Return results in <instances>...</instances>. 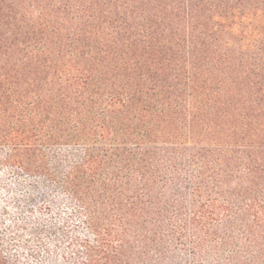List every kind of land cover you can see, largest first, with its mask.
I'll use <instances>...</instances> for the list:
<instances>
[{
  "label": "trees",
  "instance_id": "obj_1",
  "mask_svg": "<svg viewBox=\"0 0 264 264\" xmlns=\"http://www.w3.org/2000/svg\"><path fill=\"white\" fill-rule=\"evenodd\" d=\"M0 264H264V0H0Z\"/></svg>",
  "mask_w": 264,
  "mask_h": 264
}]
</instances>
